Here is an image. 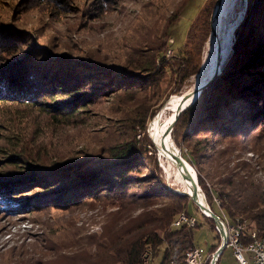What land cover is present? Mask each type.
Returning <instances> with one entry per match:
<instances>
[{
    "label": "trees",
    "instance_id": "trees-1",
    "mask_svg": "<svg viewBox=\"0 0 264 264\" xmlns=\"http://www.w3.org/2000/svg\"><path fill=\"white\" fill-rule=\"evenodd\" d=\"M189 1L183 0L176 13L171 12L165 22L163 19L161 35L156 33L155 38L148 39L145 31L136 40H146L147 54H151L147 61H130L122 67L99 61L90 54L73 57L54 51L31 30L2 21L0 102L30 106L58 125H70L79 113L86 112L85 108L114 94H153V90L161 88L167 74L169 82L174 78L172 84L181 89L202 70V58L210 44H204L201 57L202 43L209 34L208 18L216 3L207 0L187 31L188 42L174 58H165L161 51L169 26ZM245 1V15L234 29L228 61L194 104L181 112L173 124L172 140L177 146H187V153H180L188 164L182 159L191 171V167L195 169L211 212L219 217L220 212L212 204L218 199L232 223L237 219L248 222L245 235L255 230L261 237L264 165L259 161L262 152L258 147L264 139V0ZM182 101L175 107L173 103L168 105L169 110L174 112ZM139 116L135 122L143 124L146 116L138 121ZM158 126L159 121L152 123L150 133L152 140L160 144ZM130 128L132 131L134 126L131 124ZM119 142L44 164L34 157L32 160L28 156L8 155L7 160L14 165L10 167L7 162L0 166L12 170L0 172V201L9 203V209L4 211L62 212L94 202L99 207L108 204L114 210L104 214L100 234L86 236L76 232L67 243H46L31 252L24 250L20 264H141L140 257L146 250L151 252L152 262L170 264L173 244L178 246L180 255L195 248L193 231L200 227L197 220L190 228L174 227L172 223L181 213L192 217L189 205L201 212L190 197L174 192L160 179V168L152 158L156 157L153 144L145 134L136 140L133 133L131 138ZM246 152L253 159L244 160ZM18 162L20 166L16 165ZM191 173L194 179V172ZM201 216L214 231V220L202 213ZM218 244L209 248L208 256Z\"/></svg>",
    "mask_w": 264,
    "mask_h": 264
},
{
    "label": "rangeland",
    "instance_id": "rangeland-1",
    "mask_svg": "<svg viewBox=\"0 0 264 264\" xmlns=\"http://www.w3.org/2000/svg\"><path fill=\"white\" fill-rule=\"evenodd\" d=\"M182 1L0 0V23L5 21L13 27H24L27 30H31L37 39L46 41L54 51L67 53L68 56L71 54L73 57H82L90 54L99 61L121 65L122 67L125 63H135L138 60L140 62L147 61L151 54H147V48H145L146 40L142 41V43H136V40L141 38L145 31L148 39L153 38L156 33L161 35L165 18H168L171 12L176 13L178 4ZM206 2L207 0L189 1L178 17L173 20L174 22L170 24L168 35L163 45L164 49L161 51L165 58H174L178 50L188 42L187 31L194 21L193 19L199 14ZM245 2V0H221L218 4L217 17L220 16V19L227 18L226 23L233 24L234 29H236L242 22L243 15H245ZM215 8L214 3L211 15L208 18L209 28L211 21L213 23L211 18ZM216 20L214 29H217L218 19ZM224 26V28H227L226 25ZM234 29L232 30V42L235 39ZM200 33L201 35L203 34L202 32ZM228 33L227 36L231 39L229 30ZM211 35L209 32L202 43L201 57H203L204 44H206ZM226 40L224 45L227 50L224 55L230 56V45ZM213 45L208 59L211 58L213 60L214 66L213 56L219 50L220 45L217 46L216 42ZM226 61L228 59H225L221 68H223ZM197 75L186 81L181 89L177 87V84H172V81L175 80L174 78L169 82L170 78L169 74H167L159 86L161 88L156 91L153 90V94L151 92L114 94L110 98L107 97L85 108L86 112L84 114L79 113L75 122L72 120L69 122L70 125H58L46 115L44 116L34 108H30V106L8 102L2 104L0 102V166L2 164L6 166L7 162L10 164L7 160L8 155L19 158L20 156H28L32 160L34 157L39 163L44 164L49 161L53 162L55 158H58V160L64 159L69 155L73 156L75 153L86 152L90 148L96 149L101 145L118 144L120 143L119 141L131 138L132 133L133 135L135 134L136 140L143 138L145 134L155 148L156 157L152 158L157 163V167L160 168V179L174 192L185 194L182 185H179L174 179L177 175V167L174 166L175 163L171 161L172 157L169 154L172 150L171 143L165 144L163 142L164 136L162 135V128L159 122L160 144L164 147V150L160 148L163 152L158 154V149L151 141L150 125L158 113L164 109L170 98L176 97V95H182L181 97H183L195 89H192L195 83L202 85L206 81V79L197 78ZM177 89L180 90L176 94H171ZM179 100L175 99L172 106L175 107ZM137 114L140 115L138 121L143 116H146L143 124L135 122ZM152 114L154 115L153 117H151ZM163 115H165L164 127L169 132L170 124L176 112L169 110L168 106L167 111L162 113ZM131 124L134 126L132 131L130 128ZM140 127L144 128V130ZM169 136L178 153H187L186 150L188 148L185 144L180 143L177 146L175 141L172 140V131ZM258 149L262 152L259 161L264 165V139L260 140ZM43 151H46V153ZM180 155L182 157V153ZM252 157V154L247 152L244 154V160H251L253 159ZM216 162L219 164L218 159ZM184 164L186 166V163ZM11 165L14 164L8 166L11 167ZM16 165L20 166V162ZM186 167L192 176V171L188 166ZM191 168L197 175L195 169ZM10 169L0 167V172L5 171L7 173L12 171ZM196 175L199 192H201V197L206 203L204 192L201 191ZM207 186L209 187L208 184ZM212 204L220 212L219 218L227 220L232 225L231 220L225 216L222 208H220L218 199H214ZM193 205L196 204L193 203ZM207 206L209 207V205ZM4 208L9 209V203L6 204L0 201V264H20L22 263L20 254H23L24 250L31 252L32 249L45 246L46 243L54 246L67 243L76 232L86 236L100 234L104 223V214L114 211L113 208H109L108 204L99 207L95 202L62 212L51 209L25 214L19 211L6 212L3 210ZM189 211L192 214V218H195L200 225L193 231L192 243L202 251V256L206 259L209 257V248L213 244L216 245L221 242V239H216V236H219L215 230L216 227L214 231L210 229L209 224L202 218L200 210L201 213L196 211L192 205H189ZM204 217L206 218V216ZM243 222H245L244 230H246L249 227L247 221L237 219L234 223L241 224ZM253 231L256 232L255 230ZM257 235L259 236L258 233ZM261 237L259 236V238ZM185 251L180 255L178 246L173 244L170 264H183ZM150 264H157V261L152 262L150 259ZM218 264H237L232 257L230 249H224ZM250 264L252 263L250 262Z\"/></svg>",
    "mask_w": 264,
    "mask_h": 264
},
{
    "label": "built area",
    "instance_id": "built-area-1",
    "mask_svg": "<svg viewBox=\"0 0 264 264\" xmlns=\"http://www.w3.org/2000/svg\"><path fill=\"white\" fill-rule=\"evenodd\" d=\"M225 218V217H224ZM245 222L241 224L230 225L227 220L224 219L220 224V228H216L220 234L224 235V244L230 248L233 252L235 262L238 264H264V236L259 238L256 232L251 231L245 235ZM182 225L194 226L195 220L192 217H188L185 214L177 216L176 221L173 223L174 227H181ZM246 239V240H245ZM151 252L146 250L141 257L142 264H150L149 257ZM202 251L196 247L186 251L184 259L186 264H203L206 260H212V254L206 259L202 256ZM219 255V254H218ZM216 255L215 259L218 258Z\"/></svg>",
    "mask_w": 264,
    "mask_h": 264
},
{
    "label": "bare ground",
    "instance_id": "bare-ground-1",
    "mask_svg": "<svg viewBox=\"0 0 264 264\" xmlns=\"http://www.w3.org/2000/svg\"><path fill=\"white\" fill-rule=\"evenodd\" d=\"M220 3V2H219ZM219 3H217L215 6H216V8H215V10H214V13H213V17L211 18V19H213V23H212V21H211V28H212V32L214 33H216V36L214 35L213 36V33H211L212 35H211V37L209 38V40L206 42V44H208V43H210V44H208V48H207V50H206V52H205V54H204V57L202 58L203 59V64H202V70L200 71V73L196 76L197 78H202V80L203 79H208V77L213 73L212 72V70H214V66H213V60L210 58V59H208L209 58V53H210V51L212 50L211 48H212V46H214L213 44H214V42H216V44H217V46L218 45H221V47H222V49L224 50V54H225V51L227 50V48H225V40H226V38H227V40H229V45H230V54L229 55H231V53H232V45H231V42H232V34L233 33H231V39H229V37L227 36V34H229L228 33V30H229V32H232L231 31V28H232V26H233V24H231V23H226V19H220L219 17H217L218 16V9H219V6H218V4ZM230 7V6H229ZM218 19V22H217V29H214V25H215V23H216V19ZM224 25H226V27L227 28H224L225 26ZM213 30H215V31H213ZM216 48V47H215ZM218 52V51H217ZM212 54V53H211ZM217 54V53H216ZM216 54H214V55H216ZM214 57V56H213ZM226 60L227 59H229L228 57V55L226 54ZM214 59V58H213ZM214 61H215V59H214ZM205 82V81H204ZM198 85H201L200 83H195V85H193L194 87L192 88V89H194V88H196V87H198ZM181 96L182 95H176V97H172V98H170L169 99V101L167 102V104L165 105V107H164V109L160 112V113H158V115L156 116V118L153 120V125L155 124H157L158 123V121L160 122V127L162 128V135L164 136V138L162 139L163 140V142L166 144V143H171V145H172V148H174V150H173V152L174 153H176L177 154V156H178V154H180V153H178V151H177V149L175 148V146H174V144L172 143V141L170 140V136H169V133L171 132V131H169L168 132V130L166 129V127H164V121H165V115H163L162 116V113H164L165 111H167V107H168V105H169V103H173L174 101H175V99L177 100V99H181ZM183 100V99H182ZM179 108H177V109H175L174 110V112H177V110H178ZM177 114V113H176ZM170 130V129H169ZM151 141H153V143H154V145L156 146V148L158 149V154H160L159 152H163L160 148H164L161 144H159L158 142H156V141H154V140H152V138H151ZM166 149V148H165ZM171 149V148H170ZM164 150V149H163ZM181 156V155H180ZM173 158H171V161H173V163H175V165L174 166H176V162H175V160L173 159ZM177 167V166H176ZM177 175H176V177L174 178V179H176V181L178 182V184L179 185H182V187L184 188V191H185V194L187 195V194H189L190 196H192V192H191V189H192V185H191V180L190 179H188L187 177L186 178H184L183 176V174H182V172L180 171V169L177 167ZM188 170V169H187ZM179 171V172H178ZM183 173H186L185 172V170H184V172ZM189 173H190V171H189ZM191 175V174H190ZM196 175V174H195ZM192 177V176H191ZM195 179V178H194ZM196 180V179H195ZM199 187H198V189H197V194H198V199L200 200V203L202 204V205H204L205 206V208H208L209 210H210V208L206 205V203L204 202V199H203V197H201V192H199ZM189 196V197H190ZM203 196V195H202ZM210 212H211V210H210ZM181 214H185V213H181ZM214 214V213H213ZM186 215V214H185ZM186 216H188V215H186ZM204 216H206L205 214H204ZM214 216L215 217H217L218 218V222L216 223L215 221V227L216 228H220V224H221V222H223L224 221V219L223 218H219L218 216H216L215 214H214ZM188 217H190V216H188ZM207 217V216H206ZM207 218H209V217H207ZM194 220H195V218H193ZM236 222V221H235ZM195 223H196V221H195ZM232 225H234V223L232 224ZM186 227H192V226H187V225H185ZM195 226V225H194ZM193 226V227H194ZM216 228H215V230H216ZM217 231V230H216ZM218 232V234H219V238L221 239V242L219 243L220 245L218 246V248L215 250V252L214 253H216V251L219 249V247L221 246V243L222 244H224V235H223V233L222 234H220L219 233V231H217ZM193 248V247H192ZM196 248V247H195ZM195 248H193V249H195ZM189 249H191V248H189ZM188 249V250H189ZM224 249H230V248H228V247H226V245L224 244V246H223V249H222V251H221V254H222V252H223V250ZM231 250V249H230ZM187 251V250H186ZM186 251H185V253H186ZM231 252H232V250H231ZM185 253H184V255H185ZM232 254H233V252H232ZM220 255H218V257H219ZM233 257V256H232ZM234 258V257H233ZM183 259H184V257H183ZM218 259L219 258H217L216 260H213V264H216L217 263V261H218ZM149 260H150V257H149ZM184 261H185V259H184ZM211 261L212 260H210L209 259V261H205L203 264H211ZM237 263V262H236ZM185 264H186V262H185ZM238 264V263H237Z\"/></svg>",
    "mask_w": 264,
    "mask_h": 264
},
{
    "label": "water",
    "instance_id": "water-1",
    "mask_svg": "<svg viewBox=\"0 0 264 264\" xmlns=\"http://www.w3.org/2000/svg\"><path fill=\"white\" fill-rule=\"evenodd\" d=\"M220 1H221V0H216L215 5H216L217 3H219ZM210 29H211V30H210L209 32H210V34H211V33H213V32H212V28H211V24H210ZM233 29H234V27H233ZM233 29H231V31H232ZM231 33H233V31H232ZM214 35L216 36V33H215V32L213 33V36H214ZM209 36H210V35H209ZM226 41L229 42V40H226ZM225 56H226V55H224V50L221 49V45H220L217 54L214 56L215 61H214V70H212L213 73L208 77V79H207L205 82L202 83V85H198V87H196L193 91H190L189 94H186V95H184L183 97H181V99H183V101H182V103H181L179 109H178L177 112H176L177 114L175 115L174 119L172 120V122H171V124H170V130H169V131H172V129H173V124L176 123V121H177L179 115L181 114V112H182L183 110H185L186 108H189L190 105H192L193 102H194L195 100H197L196 98H197V96H199V94L202 92L203 88H204L208 83H210L211 81L215 80V78L218 77V76L221 74L220 69H222L221 66H222L223 63L225 62V59H226ZM200 70H201V67H200ZM198 72H199V71H198ZM173 150H174V148H172V150L169 152L170 156L175 160V162H176V166L180 169V171H181L182 174L184 175L183 177H184V178L187 177L188 179L191 180V185H192L191 192H192V196H190L189 194H187V195L190 196L191 201H192L193 203H195V204L198 206L199 210H200L203 214H205L207 217L213 219V220L217 223V222H218V218L215 217L214 214H213L212 212H210V210H209L208 208H205V206L202 205V204L200 203V200L198 199V194H197V193H198V192H197L198 185H197V179L195 178V172H194V170H192V171L194 172V175H193V176H194V178L196 179V181H195V179H192V177H191L189 171L187 170V167H186L185 164H184L185 161L182 159V157L180 156V154H178V156H177V154L174 153ZM184 170H185L186 173H183ZM223 246H224V244L221 243V246L219 247V249L216 251V253H214V254L212 255V257H211V258H212L211 264H213V260L216 258V257H215L216 255H218V254L221 255V251H222V249H223Z\"/></svg>",
    "mask_w": 264,
    "mask_h": 264
},
{
    "label": "crops",
    "instance_id": "crops-1",
    "mask_svg": "<svg viewBox=\"0 0 264 264\" xmlns=\"http://www.w3.org/2000/svg\"><path fill=\"white\" fill-rule=\"evenodd\" d=\"M224 251V250H223Z\"/></svg>",
    "mask_w": 264,
    "mask_h": 264
}]
</instances>
